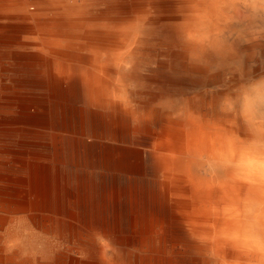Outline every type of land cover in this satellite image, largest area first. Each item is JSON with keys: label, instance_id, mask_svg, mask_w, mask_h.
Wrapping results in <instances>:
<instances>
[{"label": "bare ground", "instance_id": "6f19581e", "mask_svg": "<svg viewBox=\"0 0 264 264\" xmlns=\"http://www.w3.org/2000/svg\"><path fill=\"white\" fill-rule=\"evenodd\" d=\"M187 2L0 0V264H245L229 238L264 220V165L198 178L194 155L239 128L211 98L166 120L125 82L139 63L162 90L193 85L171 75L182 17L210 39Z\"/></svg>", "mask_w": 264, "mask_h": 264}, {"label": "clouds", "instance_id": "9594fccd", "mask_svg": "<svg viewBox=\"0 0 264 264\" xmlns=\"http://www.w3.org/2000/svg\"><path fill=\"white\" fill-rule=\"evenodd\" d=\"M182 7L198 13L197 30L210 36L204 43L189 40L184 17L177 22L181 70L171 75L193 85L162 90L143 78L145 66L137 63L126 77L129 94L159 92L153 108L166 120H182L211 98L213 119L239 128L219 150L194 155L198 178L236 174L250 158L264 165V0H188ZM232 232L230 243L245 253V264H264V220L249 216Z\"/></svg>", "mask_w": 264, "mask_h": 264}, {"label": "rangeland", "instance_id": "374dc122", "mask_svg": "<svg viewBox=\"0 0 264 264\" xmlns=\"http://www.w3.org/2000/svg\"><path fill=\"white\" fill-rule=\"evenodd\" d=\"M31 238V239H30ZM25 243L30 246L29 250L31 252L39 253L40 255H45V246H47L50 242L43 239H36L29 237L25 239Z\"/></svg>", "mask_w": 264, "mask_h": 264}]
</instances>
